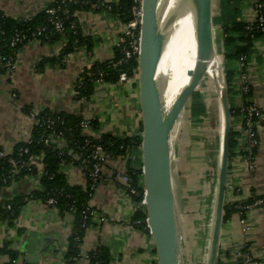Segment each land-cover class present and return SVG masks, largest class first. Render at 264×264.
Wrapping results in <instances>:
<instances>
[{
	"label": "crops",
	"instance_id": "0c3cea01",
	"mask_svg": "<svg viewBox=\"0 0 264 264\" xmlns=\"http://www.w3.org/2000/svg\"><path fill=\"white\" fill-rule=\"evenodd\" d=\"M81 1L83 6L75 12V17L82 35L91 42L90 49L83 45L62 59L63 41L53 44L33 41L18 53L14 72L0 76V150L7 155H11L20 143L30 140L37 124L30 118L32 111L68 113L94 121L97 128L86 132L94 139L108 134L132 139L141 137L138 81L97 82L88 100H77L74 95L79 78L86 70L96 63L114 59L125 30V24L111 8L120 0ZM258 1L213 0L214 21L238 19L252 23L257 16ZM53 2L0 0V14L13 20H27L38 16ZM214 38L223 65L220 24L214 23ZM219 64L221 67L220 60ZM229 67L237 72L231 108L240 111L246 105L242 93L245 85L251 92L249 104L264 107V38L252 44L244 73L238 74L242 72L240 63H231ZM242 75L246 76L245 80L241 79ZM206 109L209 117L204 122L211 128V111L215 115L212 126H216L219 102ZM242 124L240 116L233 118V129L243 131ZM257 124L259 145L253 159L250 161L239 155L242 136L236 155L229 162L226 205L249 203L253 197L264 196V116ZM200 130L202 136L210 135V131ZM128 160L129 156H119L103 167L104 181L95 188L90 202L92 224L81 245L82 258L77 264H88L87 255L98 248L110 256L111 264H157L147 220L135 219L138 211L146 212L145 205L130 196L118 176L128 173ZM141 163L140 147L132 156V166L139 169ZM250 164H254V171L250 170ZM62 172L71 185L87 186L88 181L79 167L68 163L62 167ZM42 187L39 177L16 180L0 193V205L42 190ZM73 226L74 216L59 206H46L38 199L27 201L12 225L0 222V264H66L65 254ZM244 248L259 264H264V208L253 207L245 212L243 219L240 214H233L224 222L218 253L220 264H241L237 253ZM14 255L16 258L12 257Z\"/></svg>",
	"mask_w": 264,
	"mask_h": 264
},
{
	"label": "trees",
	"instance_id": "16d2710c",
	"mask_svg": "<svg viewBox=\"0 0 264 264\" xmlns=\"http://www.w3.org/2000/svg\"><path fill=\"white\" fill-rule=\"evenodd\" d=\"M59 0H55L50 7L56 6ZM139 3L137 0H120L117 5H113L112 12L124 24H128L133 19L134 8ZM83 6L82 1L78 0L76 4H70V15L64 21V32L58 33L54 26L50 23L47 9L40 13L35 18L27 20H13L0 14V57H11L12 63H16L18 53L30 42L38 41L46 44H53L58 41H63L64 48L62 50V59L73 53L76 49L83 45L92 47L89 39L85 38L78 26L75 12ZM257 6H262L257 9ZM257 17L252 23H247L243 20L234 19L233 21H214L215 24H220L223 30V55H224V73L227 85L228 95L231 101L234 80L237 72H234L229 67L231 63L242 64V74L247 67L250 48L255 41L264 38V24L261 26L259 17L264 20V0H259L257 3ZM41 30V32H40ZM40 32V33H39ZM19 33L26 36V39L12 46V40ZM124 43L121 47H116L115 57L113 60L96 63L90 69L86 70L79 78L76 92V99L83 101L88 100L94 92V85L97 82L115 84L120 82V76L127 74L130 80L137 81L139 74L138 57L132 60L125 61L122 53V48L128 46V40L124 38ZM2 74H6L5 69L1 70ZM251 92L244 95L246 105L249 104L248 99ZM202 94L194 95L192 102L194 103V112L190 119L194 127L206 129L205 131H214L204 122L207 119L208 112L205 106L201 105ZM31 113V112H30ZM240 111L232 108L233 118L239 117ZM51 118L54 125L49 127L44 121ZM84 119L81 116H76L68 113H40L39 122L34 126L31 143H20L14 149L11 155L0 159V193L9 187L14 181L20 180L26 176L38 177V169H34L28 173L23 171L7 184L3 183V179L10 170V159H16L20 155V151L27 148L32 156H43L42 163L44 165V175L42 176V190L36 191L30 195L16 197L4 204L0 205V222L7 221L11 225L19 218L22 207L29 200L45 201L50 197H55L58 201V206L65 212L74 216L73 235L69 239L67 252L65 254L66 264H77L82 258L81 245L83 244L86 232L92 224V211L90 202L94 194L93 182L88 177V171L93 168L95 161L93 160V146L98 144L102 147L105 153L110 154V158L114 159L119 156H129L128 174L133 179L134 186L140 183L142 178V170L132 166V156L136 154L141 147V137L132 139L127 137H116L113 135H104L100 139H94L88 136L83 128ZM93 129L97 128L94 121L90 122ZM244 127V124H242ZM244 129V128H243ZM214 131V136L216 135ZM243 136V131H236L232 128L230 138V160L236 155L239 147L240 139ZM50 142V146L45 144ZM256 149V148H255ZM254 149V150H255ZM239 155L247 157L246 153L240 152ZM71 163L74 166L83 168V172L88 181L87 186L80 187L71 185L67 176L62 172V167L65 164ZM142 164V163H141ZM138 188V187H137ZM140 197L134 199L138 203H142L143 188H138ZM264 199V196L253 197L249 204H253L255 200ZM8 206L11 209H8ZM233 214H240L242 219L245 213H241L236 204L225 206L224 222L229 220ZM86 218V220H85ZM135 219L140 222H146L147 215L144 211H138ZM146 225V224H145ZM16 258V255L12 256ZM88 264H111V258L105 253L102 248H98L87 255ZM220 264L219 260L218 263Z\"/></svg>",
	"mask_w": 264,
	"mask_h": 264
},
{
	"label": "water",
	"instance_id": "95a60500",
	"mask_svg": "<svg viewBox=\"0 0 264 264\" xmlns=\"http://www.w3.org/2000/svg\"><path fill=\"white\" fill-rule=\"evenodd\" d=\"M193 5L198 45L197 62L190 74L188 86L182 90L171 110L166 113L162 84L157 78L165 43L163 9L161 0H142L138 55L142 181L147 225L156 249L157 264H185L174 185L171 140L187 104L204 81L210 63L216 58L213 0H193ZM222 79L224 83L222 87L215 82L221 115V145L217 193L206 264L218 263L230 162L233 116L224 69Z\"/></svg>",
	"mask_w": 264,
	"mask_h": 264
},
{
	"label": "rangeland",
	"instance_id": "374dc122",
	"mask_svg": "<svg viewBox=\"0 0 264 264\" xmlns=\"http://www.w3.org/2000/svg\"><path fill=\"white\" fill-rule=\"evenodd\" d=\"M191 62L192 60L185 65L183 71L191 67ZM222 67L225 69L224 63ZM190 74L185 87L191 80ZM207 76L194 95L201 93V105L210 109L219 101L212 84V81L216 80L209 72ZM216 83L219 87L223 86L222 81ZM193 97L187 104L171 140L174 185L183 236L184 263L206 264L218 185L221 115L219 113L216 117L217 124L214 126L217 129L216 135H213L215 129L209 132L210 135L206 133L208 134L206 137L202 136L201 130L194 127L190 119L194 112ZM212 114L210 111L211 128L215 124L213 120L215 115Z\"/></svg>",
	"mask_w": 264,
	"mask_h": 264
},
{
	"label": "built area",
	"instance_id": "2783aa9c",
	"mask_svg": "<svg viewBox=\"0 0 264 264\" xmlns=\"http://www.w3.org/2000/svg\"><path fill=\"white\" fill-rule=\"evenodd\" d=\"M55 2V0H54ZM139 5L134 8L133 11V19L128 23L125 24V30L123 37L128 40V46L122 48V53L124 55V60H132L134 57H138L140 52V25H141V18H142V0H137ZM78 3V0H59L56 6L47 8V14L50 18V23L54 26L55 30L58 33L64 32V21L66 18L70 15L69 5L70 4H76ZM262 6H257V9H261ZM258 15V14H257ZM257 17V16H256ZM261 26L264 24V20L262 17H259ZM264 30V28H263ZM41 32V30H40ZM39 32V33H40ZM26 39V36H24L22 33H19L15 36V38L12 40V46L16 45V43L21 42ZM124 43V39L119 43L117 47H121V45ZM16 63H12L11 57H0V76L2 74L1 70L5 69L6 74H12L15 70ZM138 81V77L136 78ZM242 80L246 79L245 75H242ZM130 81V78L127 74H122L120 76V82H128ZM250 92V88L245 85L242 87V93L243 95H247ZM75 96H77V92L74 93ZM240 117L243 120L244 129H243V142L242 145L239 148V153L244 151L247 154V158L251 161L254 157V149L257 148L259 145V139H258V124L257 121L262 116H264V107H258L256 105H245L244 108L240 110ZM40 113L32 111L30 113V118L34 122H39ZM49 127H52L54 125V121L51 118H48L44 121ZM90 121L84 120L82 123V128L84 132L91 130ZM28 144L31 143V140L27 141ZM47 146H50L49 140L45 142ZM93 154V160L95 163L93 164V168L88 171V177L93 182V188L97 187L102 181H104V177L102 174L103 167L106 165V163L111 160L110 154H107L104 152L102 147L98 144L93 146L92 150ZM8 155L0 150V159L6 158ZM43 156H32L29 154V150L27 148L20 151V155L16 159H10V170L8 174L3 179V183L7 184L9 181H12L16 176L20 175L23 171L25 172H32L34 169H38V177L41 178L44 175V165L42 163ZM142 170V164L140 168ZM80 170L83 172V168H80ZM250 170L254 171L255 166L254 164H250ZM84 174V172H83ZM85 175V174H84ZM120 179L123 181V183L128 188V192L131 197H140V192L138 191V188H143V181L141 178L140 183L136 186H134L133 179L130 177L128 173L125 174H119L118 175ZM144 195L142 194V203L144 204ZM44 205L46 206H58V201L55 197H50L46 199L45 201H42ZM145 205V204H144ZM253 207H261L264 208V199H258L255 200L253 204L239 202L236 205V208L239 209L241 213H245L246 211H249ZM8 209H11L10 206H8ZM86 220V218H85ZM237 256L241 260V264H259L253 257L252 253L244 248L240 250L237 253Z\"/></svg>",
	"mask_w": 264,
	"mask_h": 264
},
{
	"label": "bare ground",
	"instance_id": "6f19581e",
	"mask_svg": "<svg viewBox=\"0 0 264 264\" xmlns=\"http://www.w3.org/2000/svg\"><path fill=\"white\" fill-rule=\"evenodd\" d=\"M161 8L163 9L162 26L165 43L157 78L162 84L164 109L168 113L187 84L189 74L194 70L198 45L193 0H161ZM217 55L218 53L210 63L208 72L220 83L223 79L219 60L221 69L223 67ZM191 60V67L183 71L185 65ZM216 81H212L215 91Z\"/></svg>",
	"mask_w": 264,
	"mask_h": 264
}]
</instances>
